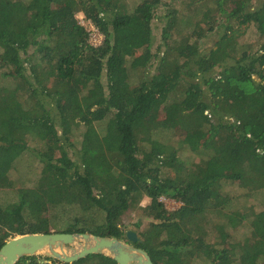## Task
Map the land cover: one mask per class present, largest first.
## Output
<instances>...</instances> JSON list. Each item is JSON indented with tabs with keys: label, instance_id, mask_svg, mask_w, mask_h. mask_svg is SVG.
I'll return each mask as SVG.
<instances>
[{
	"label": "trees",
	"instance_id": "trees-1",
	"mask_svg": "<svg viewBox=\"0 0 264 264\" xmlns=\"http://www.w3.org/2000/svg\"><path fill=\"white\" fill-rule=\"evenodd\" d=\"M258 195L264 0H0V249L35 233L126 240L139 209L134 245L154 264H264Z\"/></svg>",
	"mask_w": 264,
	"mask_h": 264
},
{
	"label": "water",
	"instance_id": "water-1",
	"mask_svg": "<svg viewBox=\"0 0 264 264\" xmlns=\"http://www.w3.org/2000/svg\"><path fill=\"white\" fill-rule=\"evenodd\" d=\"M139 235L126 231V240L91 233H35L12 236L0 249V264H16L30 256L74 263L91 255H104L117 264H154L150 255L134 244Z\"/></svg>",
	"mask_w": 264,
	"mask_h": 264
},
{
	"label": "rangeland",
	"instance_id": "rangeland-1",
	"mask_svg": "<svg viewBox=\"0 0 264 264\" xmlns=\"http://www.w3.org/2000/svg\"><path fill=\"white\" fill-rule=\"evenodd\" d=\"M162 11L160 10V13H162ZM164 13H165V11H164ZM77 18H78L79 22L89 32L90 44H94V45L99 44L101 38H100V35H99L97 28L95 26H93L89 21H87L82 13H79L77 15ZM162 26H163V24L161 22H158V21L154 22V33L155 34L160 33L162 31ZM102 39H103V36H102ZM255 39H256L255 34L253 33L252 30H250L243 37H241L239 39V42H240V44L241 43L246 44L248 42L254 41ZM207 48H208V44L207 45L205 44L204 49H207ZM239 185H241V184H239ZM161 201L164 203L166 209H168L169 211H174V210H177L181 207V204L179 202H177L171 198L163 197V198H161ZM253 201L260 202V203L264 204V196L258 195V196H256V199H253ZM148 202H149L148 199H144L140 206L144 207L148 204ZM147 221H148V219L141 213V211L139 209L134 210V211L129 212L128 214L125 215V217L123 219L122 229L125 232L128 230H132L138 234L140 232L141 228L144 229V227L147 225ZM211 226H212V223H211ZM243 230L245 231L246 228H243Z\"/></svg>",
	"mask_w": 264,
	"mask_h": 264
},
{
	"label": "built area",
	"instance_id": "built-area-1",
	"mask_svg": "<svg viewBox=\"0 0 264 264\" xmlns=\"http://www.w3.org/2000/svg\"><path fill=\"white\" fill-rule=\"evenodd\" d=\"M98 32H99V31H98ZM99 35H100V38H101L100 43H99V44H95V45H94V44H91V45H93V46H99V45H101L103 39H102V36H101L100 32H99Z\"/></svg>",
	"mask_w": 264,
	"mask_h": 264
}]
</instances>
